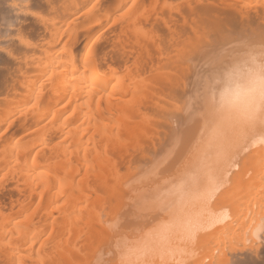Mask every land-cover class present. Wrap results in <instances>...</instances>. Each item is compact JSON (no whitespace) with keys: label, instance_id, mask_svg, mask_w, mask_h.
Masks as SVG:
<instances>
[{"label":"bare ground","instance_id":"1","mask_svg":"<svg viewBox=\"0 0 264 264\" xmlns=\"http://www.w3.org/2000/svg\"><path fill=\"white\" fill-rule=\"evenodd\" d=\"M254 57L264 0H0V264H264V111L213 102ZM186 220L206 221L190 257Z\"/></svg>","mask_w":264,"mask_h":264},{"label":"clouds","instance_id":"2","mask_svg":"<svg viewBox=\"0 0 264 264\" xmlns=\"http://www.w3.org/2000/svg\"><path fill=\"white\" fill-rule=\"evenodd\" d=\"M213 102L220 112L230 113L238 117H255L264 111V59L252 58L234 63L227 68L216 80L213 86ZM221 179L211 177L205 193H192L191 198L196 200L209 196L219 187ZM206 221L193 222L186 220L178 222L174 229L182 234L186 247L180 251L187 257L194 255L191 247L196 235L204 229ZM264 234V214L253 221L248 232V242L261 245ZM182 264H187L183 261Z\"/></svg>","mask_w":264,"mask_h":264},{"label":"rangeland","instance_id":"3","mask_svg":"<svg viewBox=\"0 0 264 264\" xmlns=\"http://www.w3.org/2000/svg\"><path fill=\"white\" fill-rule=\"evenodd\" d=\"M208 59H209V58H208ZM208 59H206V61H209L208 63H211V62L214 60V58L212 59V61H211V59H209V60H208ZM206 61L203 62V65H204L203 67H205V68H214L215 65L217 64V63H215L214 65H211V64H213V63L215 62V61H214V62L211 63L210 65L205 66V65L207 64ZM210 61H211V62H210ZM218 61H219V60H218ZM204 63H205V64H204ZM210 66H211V67H210ZM210 72H211V71H210ZM158 92H159V91H157L156 93H158ZM158 94H159V93H158ZM191 94H192V93H191ZM191 94H190V95H191ZM195 94H196V93H195ZM159 95H161V94H159ZM162 95H163V94H162ZM163 96H164V95H163ZM192 96H195V95L192 94L191 97H192ZM188 97H189V96H188ZM191 97H189V99H190ZM186 99H187V98H186ZM189 99H187V100L189 101ZM190 100H191V99H190ZM184 101H185V100H184ZM192 101L194 102V99H192V100L189 101V102H187V101H186V102H187L188 104H190V102L192 103ZM186 102H184V103L186 104ZM178 103H179V105H180V102H178ZM178 103H176V104H178ZM184 103H183V105H184ZM195 103H196V101H195ZM181 104H182V103H181ZM174 105H175V103H174ZM174 105H171V106L173 107ZM183 105H182V106H183ZM193 105H194V103L192 104V106L190 105V108L188 107L187 109H191V110H192L193 108H191V107H193ZM195 105H197V103H196ZM195 105H194V106H195ZM184 106H186V105H184ZM187 106H188V105H187ZM174 107H175V106H174ZM174 107H173V108H174ZM176 108H177V105H176ZM176 108H174V109L176 110ZM180 108H181V107H180ZM185 108H186V107H185ZM185 108H184V109H185ZM143 109H144V111H145V110H147V111L149 110L148 113L151 111L153 114H156V113L153 112V111H154L153 108H152L153 110H152V109L150 110V109L142 108V110H143ZM170 109H171V108H170ZM177 110H178V111L180 110L179 107H178ZM177 110H176V111H177ZM191 110H190V111H191ZM147 111H146V112H147ZM155 111H156V110H155ZM142 112H143V111H142ZM146 112H145V113H146ZM151 112H150V113H151ZM171 112L173 113V109H171ZM171 112H170V114H171L172 116H173V115L175 116V113L172 114ZM174 112H175V111H174ZM195 112H196V113L199 112V116H200V112H201L200 110H199V111L197 110V111H195ZM196 113H193V114H196ZM153 114H150V115H153ZM170 114H168V115H170ZM156 115H157V114H156ZM156 115L151 116V118L154 117V118H155V120H154L155 122H156V121H157V122H158V121L161 122V120H162L163 118L161 119V116L159 117L158 115H157L158 117H156ZM171 115H170V117H171L172 119H175V118H173ZM197 115H198V114H197ZM197 115L194 116V117H197ZM156 118H157V120H156ZM164 118H165V117H164ZM168 118H169V117H168ZM171 118H170V121H171ZM151 120H152V119H151ZM154 121H153V120H152V122L150 121L151 124L154 123ZM192 122H193V119H192ZM151 124H149V125H151ZM157 124L159 125V123H157ZM191 124H192V123L190 122V125H191ZM153 125H155V124H153ZM153 125H152V127H154V128L156 129V130H153V131H157V130L159 129V127L162 128V127L164 126L163 121H162V125L160 124L161 126L156 125V126H158L157 128H156V126H153ZM149 127H151V126H149ZM152 127H151V128H152ZM161 128H160V129H161ZM152 129H153V128H152ZM160 129H159V130H160ZM163 129H164V127H163ZM163 131H164V130H163ZM158 132H159V131H157V133H158ZM154 133L156 134V132H154ZM160 133H161V130H160ZM160 133H159V134H160ZM163 134H164V132H162L161 137H164ZM155 137H157V138L159 137V138L161 139V137H160L159 135H157V134L155 135ZM159 138H158V140H159ZM158 140H157V141H158ZM157 141H156V142H157ZM129 150H130V149H129ZM137 150H138V151H139V150L141 151L142 149H137ZM144 150H145V149H144ZM147 150H148V149H147ZM157 150H158L159 152H161L160 150H162V149H160V150L157 149ZM157 150H156V153H154L155 150L153 151V154H154V155L158 153ZM165 150H166V151H169L170 149H169V150H168V149H163V151H165ZM172 150H173V149H172ZM145 151H146V150H145ZM148 151H149V150H148ZM163 151H162V152H163ZM166 151H165V153H166ZM173 151H174V150H173ZM173 151H172V152L170 151V152H171V153H175V152H173ZM177 151H178V152H176V153H177V154L179 153V157L181 156V158L176 157L177 155L175 154V155H176V156H175V159L178 158L179 160H181V159H183V158L186 157L187 152H188V149H185V150H184V149H178ZM132 152H133V151H132ZM141 152H144V151H141ZM170 152H169V153H170ZM180 152H181V153H180ZM129 153H131V151H129ZM133 153H134V155H136V156L130 154L131 157L134 156V157H136V159H138V158H137V155H138L139 152H138L137 154H135L136 151L133 152ZM144 153H145V152H144ZM144 153H141V154L143 155ZM146 153H147V152H146ZM150 153H152V151H151V152L149 151V154H150ZM165 153L162 154V157H163V155H164V157H166L167 153H166V155H165ZM125 154H126V153H125ZM139 154H140V153H139ZM141 154H140V155H141ZM147 154H148V153H147ZM151 155H152V154H151ZM123 156H125V155L123 154ZM145 156H146V155H145ZM145 156L143 155V156H138V157H139V159H141V158H144ZM147 156H148V155H147ZM147 156H146V157H147ZM152 156H153V155H152ZM158 156H159V154H157L155 157L151 158L153 161H152V160L150 161V162L152 163V165L155 166V167H156V165H154V163H153V162H155V159H154V158H157L156 161H157V163H158V161H160V159L158 158ZM160 156H161V155H160ZM168 156H169V155H168ZM134 157H133V158H134ZM149 157H150V156H149ZM162 157H161V159H162ZM169 157H170V156H169ZM169 157H167V158L169 159ZM172 157H174V156H172ZM182 157H183V158H182ZM124 158H125V157H124ZM129 158H130V157H127L126 159L129 160ZM133 158H132V160H133ZM147 158H148V157H147ZM136 159H135V160H136ZM145 159H146V158H145ZM158 159H159V160H158ZM178 159H177V160H174V159L172 160V159L170 158L171 162H173L172 165L170 164V162H168V163H169V164H168L167 161H166V159H165V161L163 162V165H165V163H167V164H168L167 166H169V165H170V167L173 166V167L176 168V170H175V168H174V170L177 171V170H178L177 168H179L180 165L178 164L179 166L176 167L177 164H176L175 162H178ZM118 160H119V159H118ZM149 160H150V158H149ZM149 160H148V161H149ZM183 160H184V159H183ZM183 160H182V161H183ZM120 161H121V159H120ZM120 161H119V163H120ZM124 161H125V160H124ZM130 161H131V159H130L129 161H127V163L129 164ZM142 161H143V159H142ZM182 161H181V162H182ZM125 162H126V161H125ZM131 162H132V161H131ZM131 162H130V164H129L128 166L131 165ZM137 162H139V160H137ZM145 162H147V159L145 160ZM160 162H161V161H160ZM132 163L134 164V161H133ZM143 163H144V162H143ZM178 163H179V162H178ZM146 164H147L146 166H145V165L143 166L144 168H139V170H136L137 167H139V166L136 167V165H141V166H142L141 163H139V164H134L135 167H134V165H132L133 167H132V166H130V167L135 168L134 170L139 171V173H143L142 171H143L144 169H147V170L149 171V169L153 168V167H151V165H150L151 168H149V164H148V163H146ZM155 164H156V162H155ZM173 164H174V165H173ZM118 165H119V164H118ZM121 165H122V161H121ZM121 165H120V166H121ZM125 165H126V164H124V162H123V165H122V166H123V167H122L123 169L121 170V172H122L124 169H126L127 165H126V166H125ZM158 165L163 166V165L160 164V163H159ZM120 166H119V167H120ZM145 167H146V168H145ZM147 167H148V168H147ZM155 167H154V168H155ZM158 167H159V166H158ZM158 167H156L154 170L157 169V171H160V170H158ZM164 167H166V165H165ZM164 167H160V169H161L160 172H162V168H163V171H164L163 173H164V174H165V172L169 171V169H170V170L172 169V167H171V168L169 167L168 170H167V168H166V170H165ZM141 169H142V171H141ZM126 170H127V169H126ZM151 170H152V169H151ZM154 170H153L152 172H154ZM145 171H146V170H145ZM172 171H173V170H172ZM175 171H173V173H171V171H170V173H171V174H174ZM126 172H127V171H126ZM126 172H124V173L126 174ZM124 173H123V174H124ZM146 173H148V172H144V174H145V178L147 177V176H146ZM150 173H151V172H150ZM157 173H158L157 175H159V176L156 177V178H155V176H156L155 173L153 174V175H155L154 178H153L154 180L160 179L161 176H162V177L164 176L163 173H161L162 175L159 174V172H157ZM148 174H149V173H148ZM151 174H152V173H151ZM138 175H139L138 178H135V179L133 178V179H134V180L137 179V181H139V178H141V176H143V175H141V174H138ZM140 175H141V176H140ZM149 175H150V174H149ZM151 176H152V175H151ZM136 177H137V175H136ZM152 177H153V176H152ZM142 179H143V178H142ZM148 179L150 180V179H152V178H149V177H148ZM148 179L146 178V180H148ZM143 180H144V179H143ZM140 181H141V180H140ZM143 210H144V209H142V211H143ZM145 210H146L145 212H147L149 209H148V210L145 209ZM152 210H153V209H152ZM149 212H150V211H149ZM154 212H155V211H154ZM143 213H144V212H143ZM151 213H152V212H151ZM141 214H142V212H141ZM141 214L139 215V219H138V220H140V218L143 217V216L146 217V214H147V216H148V215L150 216L149 213H146L145 215H144V214L141 215ZM154 214L156 215V212H155ZM154 214H153V215H154ZM153 215H152V217L155 219L156 216H155V215L153 216ZM149 216H148V217H149ZM145 217H143V219H144ZM148 217H147V218H148ZM150 217H151V216H150ZM147 218H145L144 220L146 221ZM153 218H152V219H153ZM141 219H142V218H141ZM144 220H140V221L143 222ZM148 221H149V218H148ZM150 221H151V219H150ZM138 222H139V221H138ZM142 222H141V223H142ZM145 223H146V222H145Z\"/></svg>","mask_w":264,"mask_h":264},{"label":"snow or ice","instance_id":"4","mask_svg":"<svg viewBox=\"0 0 264 264\" xmlns=\"http://www.w3.org/2000/svg\"><path fill=\"white\" fill-rule=\"evenodd\" d=\"M217 188H218V187H217ZM217 188H216V189H217Z\"/></svg>","mask_w":264,"mask_h":264}]
</instances>
